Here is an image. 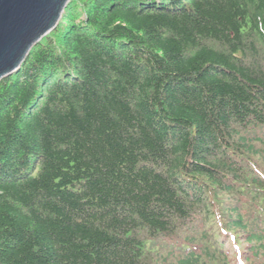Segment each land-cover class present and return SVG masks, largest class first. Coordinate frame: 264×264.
<instances>
[{"label":"trees","instance_id":"16d2710c","mask_svg":"<svg viewBox=\"0 0 264 264\" xmlns=\"http://www.w3.org/2000/svg\"><path fill=\"white\" fill-rule=\"evenodd\" d=\"M0 264H264V0H71L0 81Z\"/></svg>","mask_w":264,"mask_h":264},{"label":"water","instance_id":"95a60500","mask_svg":"<svg viewBox=\"0 0 264 264\" xmlns=\"http://www.w3.org/2000/svg\"><path fill=\"white\" fill-rule=\"evenodd\" d=\"M71 0H0V81L58 25Z\"/></svg>","mask_w":264,"mask_h":264},{"label":"rangeland","instance_id":"374dc122","mask_svg":"<svg viewBox=\"0 0 264 264\" xmlns=\"http://www.w3.org/2000/svg\"><path fill=\"white\" fill-rule=\"evenodd\" d=\"M74 3H75V4H78V3H79V1H75Z\"/></svg>","mask_w":264,"mask_h":264}]
</instances>
